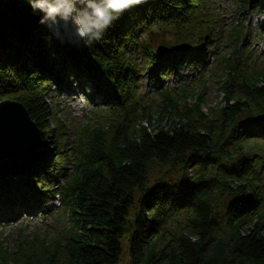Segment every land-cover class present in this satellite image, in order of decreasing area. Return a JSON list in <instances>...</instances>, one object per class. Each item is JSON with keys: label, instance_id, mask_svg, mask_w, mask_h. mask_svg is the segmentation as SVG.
<instances>
[{"label": "trees", "instance_id": "1", "mask_svg": "<svg viewBox=\"0 0 264 264\" xmlns=\"http://www.w3.org/2000/svg\"><path fill=\"white\" fill-rule=\"evenodd\" d=\"M247 2L264 18V0L240 7ZM40 16L28 0H0V100L19 101L43 141L25 171L35 187L0 175V198L29 190L27 198L45 200L67 152L73 169L50 232L0 230V264H264V71L245 66L254 61L248 49L237 50L244 64L223 66V97L208 112L187 107L184 86L160 88L151 109L131 51L145 52L157 78L184 60L204 61L205 43L196 54L192 45L217 21L204 1L145 0L90 46L71 24L53 30ZM241 25L232 26L236 36ZM72 79L100 100L70 138L44 94L48 84L70 90Z\"/></svg>", "mask_w": 264, "mask_h": 264}, {"label": "rangeland", "instance_id": "2", "mask_svg": "<svg viewBox=\"0 0 264 264\" xmlns=\"http://www.w3.org/2000/svg\"><path fill=\"white\" fill-rule=\"evenodd\" d=\"M201 1L206 3V7L209 8L217 20L213 23L212 34L208 36L206 41L192 45V52L196 54L200 50L201 45L205 43L204 61H193L186 64L184 60L171 67L163 68L161 71L163 76L157 78L152 74L156 66H154L155 64L147 66L145 52L137 48H133L131 51L130 58L134 63V68L141 70L137 81L140 93L143 94L142 102L151 109L158 108L157 96L161 90L160 88L163 89L168 86L175 88L174 91L180 90L181 86L187 89L188 95L186 98L184 97L187 107H196L197 105L201 112L206 113L209 107L217 106L223 97L220 83H218V80L224 76V73H221L223 66L227 65V62L233 61L239 62L241 65L245 63L244 55L237 52V50L248 49L250 55L254 57V61H251L250 64L246 63L245 66H249L254 71H264V18L258 14L253 4L247 2L245 7L241 8L240 3L243 0ZM236 24H242L240 26L243 30V33H240L241 36H236L234 30H232V26ZM151 35L154 41L158 37L154 32ZM233 50L236 52L227 57ZM224 54L228 59L219 60L218 57ZM179 58L180 52H176L174 59L177 60ZM143 70L147 71L144 72ZM203 81L205 82L204 84H202ZM69 87L70 90L62 91L53 86V84H48L44 100L52 106L53 110L57 111V116L64 120L67 125V136L72 138L80 124L86 122L91 110L95 107L97 101L100 100V95L94 94L91 101L89 96L92 93L87 89L88 92H85L84 86L74 79L69 82ZM108 87L113 90L110 84H108ZM146 92H148L147 95H145ZM154 116L158 117L157 114H154ZM171 122L172 119L167 117L163 124L168 127ZM256 156H258V153H256ZM60 168L61 170H57L47 166L46 170L52 169L48 178L49 187H47L48 191L52 193L48 197L46 196L45 200H33V197L29 195V190H26L21 195L15 193L16 195L12 194V196H7L3 199L0 198V230L2 237L9 236L8 238H12L21 232L28 234L40 231L44 234L51 231L52 224H54L52 215L62 207L61 205L56 208L54 204L62 199L59 194V187L63 180V174H69L73 169L69 152H67L66 159L62 160ZM261 172L264 176V158ZM192 173V170H188V175H192ZM29 176L27 172L18 173L13 182L23 185L27 183L30 187H35L33 184L34 180L27 182V179H30ZM9 177L12 176H7L6 178ZM39 185L40 183L36 186ZM29 196L32 198H27ZM7 198H9V201H5ZM28 205L36 207L27 212ZM3 209L7 212L4 217L1 211Z\"/></svg>", "mask_w": 264, "mask_h": 264}, {"label": "clouds", "instance_id": "3", "mask_svg": "<svg viewBox=\"0 0 264 264\" xmlns=\"http://www.w3.org/2000/svg\"><path fill=\"white\" fill-rule=\"evenodd\" d=\"M145 0H28L33 11L41 13L39 23L53 30L63 24L74 26L86 45L102 39L120 14Z\"/></svg>", "mask_w": 264, "mask_h": 264}, {"label": "water", "instance_id": "4", "mask_svg": "<svg viewBox=\"0 0 264 264\" xmlns=\"http://www.w3.org/2000/svg\"><path fill=\"white\" fill-rule=\"evenodd\" d=\"M42 145L41 132L24 106L12 98L0 100V175L15 176L27 171L40 158ZM26 156L30 157L27 167L14 162Z\"/></svg>", "mask_w": 264, "mask_h": 264}, {"label": "bare ground", "instance_id": "5", "mask_svg": "<svg viewBox=\"0 0 264 264\" xmlns=\"http://www.w3.org/2000/svg\"><path fill=\"white\" fill-rule=\"evenodd\" d=\"M73 98V97H72ZM25 158V159H24ZM14 162H16V163H21V165L22 166H24V167H27L28 166V164H29V162H30V157L28 156H26V157H23L22 158V160L20 161V160H15ZM21 207V206H20ZM2 212H3V217L4 216H6L7 215V212H6V210L4 211V209L3 210H1Z\"/></svg>", "mask_w": 264, "mask_h": 264}]
</instances>
